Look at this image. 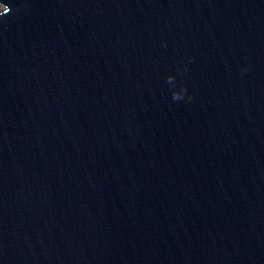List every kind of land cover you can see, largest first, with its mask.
<instances>
[{
	"label": "water",
	"instance_id": "1",
	"mask_svg": "<svg viewBox=\"0 0 264 264\" xmlns=\"http://www.w3.org/2000/svg\"><path fill=\"white\" fill-rule=\"evenodd\" d=\"M0 14V264H264V0Z\"/></svg>",
	"mask_w": 264,
	"mask_h": 264
},
{
	"label": "clouds",
	"instance_id": "2",
	"mask_svg": "<svg viewBox=\"0 0 264 264\" xmlns=\"http://www.w3.org/2000/svg\"><path fill=\"white\" fill-rule=\"evenodd\" d=\"M2 4H3V3H2ZM3 6H4V7H7L5 4H3ZM7 8H9V7H7ZM9 9H10V8H9ZM0 15H4V14H0ZM192 59H194V58H192ZM244 71H247V69H244ZM167 81H168V83H169L171 86L174 87L175 77H173V76H169V77L167 78ZM185 94H186V89L183 88V86H182L180 91H173V92H172V99H173L174 101L181 100V99H183V97H184ZM188 99L191 100V97H189Z\"/></svg>",
	"mask_w": 264,
	"mask_h": 264
}]
</instances>
